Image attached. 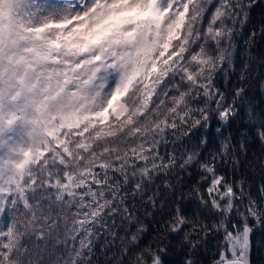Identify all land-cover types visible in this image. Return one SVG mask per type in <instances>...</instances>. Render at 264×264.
<instances>
[{
	"label": "snow or ice",
	"instance_id": "1",
	"mask_svg": "<svg viewBox=\"0 0 264 264\" xmlns=\"http://www.w3.org/2000/svg\"><path fill=\"white\" fill-rule=\"evenodd\" d=\"M261 4L0 0V264H254Z\"/></svg>",
	"mask_w": 264,
	"mask_h": 264
},
{
	"label": "trees",
	"instance_id": "2",
	"mask_svg": "<svg viewBox=\"0 0 264 264\" xmlns=\"http://www.w3.org/2000/svg\"><path fill=\"white\" fill-rule=\"evenodd\" d=\"M264 17V4H261L256 11L253 13V19L255 21H258L260 18ZM257 57H259L261 55V52H257L256 53ZM259 73V68H257V74ZM259 151V145H256L253 149L252 152L253 154L258 153ZM249 171L252 172V175H254L257 179V181H259V175L257 172L249 169ZM173 258L175 259V255L173 256ZM252 259L254 261V264H264V253L261 252H254Z\"/></svg>",
	"mask_w": 264,
	"mask_h": 264
}]
</instances>
